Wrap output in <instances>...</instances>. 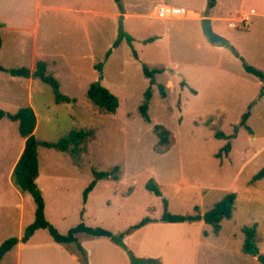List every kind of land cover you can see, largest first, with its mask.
<instances>
[{
    "label": "rangeland",
    "instance_id": "1",
    "mask_svg": "<svg viewBox=\"0 0 264 264\" xmlns=\"http://www.w3.org/2000/svg\"><path fill=\"white\" fill-rule=\"evenodd\" d=\"M144 13L147 16L141 30L133 34L126 32L133 37L132 49L138 58L133 56L125 34L106 60L104 54L110 47H105L107 32L102 33L95 50L88 53L82 34L79 37L76 29L72 32L52 28L53 49L66 55L68 62L80 74L81 83L72 85L69 92L63 85L59 86L60 92L68 96L67 101L55 102L52 87L39 79L28 90L25 83L0 73V110L14 113L31 102L37 121L36 139L55 143L71 131L87 132L77 151L71 155L64 153L65 160L59 166L78 170V179L69 184L70 190H76L81 184L86 187L93 179L94 170L111 171L118 176L117 179L97 180L89 205L87 208L83 205L86 215L81 205L70 203L66 206L65 202L60 210H48V216L55 224L48 221L63 231L58 230L62 234L79 223L119 234L144 217L160 221L164 211L163 199L168 212L188 215L207 211L227 192L234 191L237 195L231 218L221 220L217 233L207 224L199 232L195 256L192 255L194 264H262L241 251L244 238L241 229L256 225L260 237L259 252L264 255V177L251 182L252 177L264 167V80L249 77L252 79L242 81L229 76L228 71L238 74V68L242 70L238 59L230 63L224 61L227 64L224 63L221 69L206 66L193 70L189 64L192 59L197 60L200 53L194 49L196 39L180 42L179 35L172 29L163 38L165 42L154 44V40L144 43L143 38L159 34L158 29L165 23L150 16V12ZM120 23L118 17V25ZM221 24L226 27L225 21ZM209 55L219 58V61L223 59V55L215 51H209ZM99 63L101 70L97 67ZM143 64L149 69L164 66L165 70H170L155 74L147 108L149 122L139 111L144 92L150 86L149 79L143 74ZM175 68L180 71L179 75L174 74ZM101 77L103 86L119 99L115 112L97 106L86 94V83ZM64 81L60 82L63 84ZM160 84L164 87V98L159 94ZM189 87L196 92H191ZM246 111H249L246 124L251 128V134L240 128L234 138L215 135L222 132L229 136L234 128L238 131L241 116ZM155 124L170 132V145L165 152L156 149L162 145H157L158 139L153 131ZM251 136L256 140L251 141ZM21 139L17 122L1 118L0 187L4 191L0 192V200L16 207H2L0 204V243L9 237L22 235L25 226L34 218L35 204L31 195L24 193L21 200L8 182L11 162ZM227 142L232 149L217 155ZM260 147L261 151L255 153ZM38 148L42 163L60 155L54 147L39 145ZM72 163L78 165V169ZM114 166L118 169L114 170ZM149 181L158 184L160 196L146 188ZM59 211H63V216ZM44 232L47 233L46 230ZM152 235L157 234L150 232L149 236ZM187 243L182 247L189 252L191 247ZM184 253L182 251L179 258L174 256L173 262L179 260L178 264H185ZM3 264H12V261L8 257Z\"/></svg>",
    "mask_w": 264,
    "mask_h": 264
},
{
    "label": "crops",
    "instance_id": "2",
    "mask_svg": "<svg viewBox=\"0 0 264 264\" xmlns=\"http://www.w3.org/2000/svg\"><path fill=\"white\" fill-rule=\"evenodd\" d=\"M161 4L181 7L185 10V14L184 16L170 19L159 18L155 15V7ZM250 9H254V14L250 16L249 24L246 28L240 29L228 26L230 21L237 20L242 13L248 12ZM144 12H150V16L162 19L165 22L162 28L158 29L160 33L156 36L143 38L144 43L154 42V40L156 41L154 44L165 42L163 38L172 29L174 33L179 35L180 42H184V40L192 42L194 38L196 39L194 49L200 53L197 60L190 59L191 63L189 66L193 70L206 66L221 69L224 67V63L235 62V59H238L242 65V70L238 68V74L228 71L229 76L237 77L238 80L242 81H246L247 78L252 79L249 77L261 79L246 71L244 63L264 73V0H215L211 8H207V0H120L119 5L115 0H0V66L5 69L24 66L32 73L36 62L43 60L46 63V73L53 76L57 82L59 81V86L63 85L62 87L65 90H71L73 89L72 85L76 84L75 86H77L78 83H81L78 78L80 74L68 62L66 55L60 54L53 49L51 40L52 28L57 30L60 28L68 29L69 31L76 29L75 31L79 34V37L81 33L83 40H85V50L88 53L95 50V44H99V38L102 33L107 32L109 36L106 40L107 35L104 36L105 47L110 46L104 54V58L107 60L111 57L113 49L116 48L113 44L118 37L119 28L124 32V38L132 49L131 42L133 37L126 35V32L133 34L141 30L144 25L143 20L147 16ZM118 17H120L121 21L119 25ZM204 18L210 20V27L214 33L224 37L230 43V48L220 43H211L209 41L202 30V19ZM223 21L226 22V27L221 24ZM192 34L194 36H191ZM128 37L131 38L130 42ZM208 50L223 55V59L221 58V61H219V58L216 59L209 55ZM107 51L110 52L106 57ZM4 54L7 56H4ZM136 56L134 57L138 58L137 53ZM157 69H160V72L156 73V75L170 71L165 70L164 66H160ZM0 73L10 75L3 70H0ZM179 73L178 69L174 71L175 75H179ZM12 77L18 82L25 83L28 86V90L31 89L38 79L33 75ZM61 80H65L63 84L60 82ZM183 80L185 82V79ZM99 81L102 85L104 84L102 77L101 79L99 78ZM65 82L69 83L65 85ZM90 83L86 84L89 86ZM258 83H260V80L257 82V86L259 85ZM154 84L155 75L154 83L150 87L152 88ZM185 85H187L186 82ZM82 86L86 88L85 85ZM159 86L163 85L160 84ZM189 89L193 93L196 92L192 87H189ZM63 95L67 96L66 94ZM28 106L34 110V105L31 102L28 103ZM248 118L249 115L246 122ZM238 126H241L238 127V131L232 132L229 136L224 135V138H234L240 128L246 129L243 125L239 124ZM247 128L250 129L246 130L251 134V128L248 125ZM250 140L255 141L256 138L251 136ZM23 147L24 138L21 139L18 145L8 173L10 188L15 191L21 200L24 199L23 194L25 192H21L15 186H12L11 172ZM231 149L230 144L229 151ZM261 149L262 147L257 149L255 153L261 151ZM59 151L60 155L52 158V161L48 159L42 163L39 148L37 149L38 175L36 184L44 199L45 217L53 224H55L54 221L48 216L50 208L60 210L65 202L66 206L70 203H76L78 207L81 205L82 208L84 205L87 208L96 188L95 184L88 193L85 202L82 200V191L85 187L83 184L79 185L76 190H70L69 184L78 179L79 173L75 169L60 168L61 161L65 160L63 157L64 153H69L70 155L72 153L69 150ZM72 164L73 167L75 165L76 169H78V165ZM3 191L4 188L0 187V192ZM71 193H73V197H71ZM62 195L63 197L60 200L59 197ZM0 202L2 207H5V205L16 207L13 203L7 204V202L5 203L2 200ZM17 206L19 208L22 207L21 204H17ZM83 213L86 215L85 208ZM203 213L200 212L199 214L202 215ZM59 214L63 216V211H59ZM157 220L158 218H152V221L124 235L123 241L127 248L134 256L143 260L141 264H178L179 260L173 262L172 258L174 256L179 258L182 251L185 252V264H194L195 261L192 255L195 256L197 237L206 225L203 219L191 222ZM44 230L46 229H36L26 242L19 241L14 247L4 253L0 264H3V261L8 257L12 264H82V255L75 242H55L48 231L46 230L47 234ZM150 232H155L157 235L150 237ZM138 235V240L135 241ZM20 237L21 235L18 236V238ZM76 238L85 251L88 264H130L126 250L108 237H92L84 233H77ZM187 242H189L191 247L189 252L182 247L188 244ZM152 244L154 245L153 248L150 247ZM145 258H151V260L146 261Z\"/></svg>",
    "mask_w": 264,
    "mask_h": 264
},
{
    "label": "trees",
    "instance_id": "3",
    "mask_svg": "<svg viewBox=\"0 0 264 264\" xmlns=\"http://www.w3.org/2000/svg\"><path fill=\"white\" fill-rule=\"evenodd\" d=\"M117 4H120V0H115ZM215 3V0H207V8H211ZM124 35V32L121 28L118 30V37L114 42L113 46H117L121 37ZM128 41H131V38L128 37ZM0 46H1V36H0ZM110 51H107L106 57L108 56ZM133 55L136 56V52L133 50ZM101 69V64L97 66ZM244 67L246 71L253 73L254 75L264 79V73L250 65L244 63ZM0 70H3L9 73L12 76H23L28 77L33 75L37 77L41 81L48 83L53 90L54 99L56 102L65 101L69 98L63 95L59 91V84L57 80L46 73V63L43 60H38L35 64V69L31 73L27 67H14L5 69L0 66ZM143 74L149 79L150 85L154 83V75L160 72V69L153 68L149 69L145 64L142 65ZM86 94L89 99L96 104L97 106L103 108L108 112H115L119 106L118 97L113 94L108 88L103 86L99 80L93 81L89 84ZM159 94L162 97H165V91L163 86H159ZM151 97V87L149 86L144 92L143 102L139 106V111L143 117V119L147 122L150 121V118L147 113L148 102ZM249 115V111H246L242 114L241 120L239 122L240 125H243L246 129V119ZM3 117H7L11 121H16L18 125V133L24 138V147L22 152L17 159L15 165L13 166L11 172V180L14 186L21 192H25L31 195L34 204V219L31 223L27 224L23 230V233L20 238L18 237H9L3 240L0 243V260L4 253L14 247L19 241L26 242L29 237L34 233L36 229H46L52 239L58 243H70L75 242L77 244L78 250L81 252V261L82 264H88L87 258L84 249L78 243L76 238L77 233H84L88 236L92 237H108L122 248H124L129 256L130 264H141L142 259L137 258L133 255V253L127 248L123 241L124 235L134 231L135 229L143 226L144 224L152 221L149 217L142 218L138 223L132 225L127 230L122 233L114 234L111 231L104 229L102 227H90L86 226L84 223H79L74 227H71L65 234L60 233L45 217L44 214V199L42 197L41 191L36 184V177L38 175V156H37V147L39 145L46 147H54L61 151L69 150L71 153L77 151L80 140L84 138L87 134L86 131L75 132L71 131L67 136L61 138L57 142H47L41 141L35 138L34 130L36 127V114L34 110L30 106H22L18 108L14 113L5 112L0 110V119ZM237 128H234V133ZM153 131L157 136V145L161 146L160 149H156L160 152L167 151L170 143L169 140V131L162 127L161 125L155 124L153 126ZM217 137H224L222 132H216ZM230 149V143L227 142L220 149L217 155H220L221 151H225L226 153ZM114 170H117L118 167L114 166ZM93 179L89 182V184L85 187L82 193V200L85 202L87 198V194L89 191L93 189L97 180L111 177L113 179H117L118 176L113 174L111 171H93ZM264 176V167L261 168L253 177L252 181L260 179ZM146 188L152 191L157 196L161 195V191L159 189L158 184H155L152 181L146 183ZM236 194L234 192H227L221 200L216 202L210 209L205 211L202 215L199 213L181 215V214H172L166 209V201L163 199L164 211L161 214L159 220L165 222H182V221H196L199 219H203L206 224L212 226V230L217 232L220 229V222L222 219H229L232 216V211L234 208ZM197 210V207H194ZM242 232L244 235L243 242L241 245V251L244 254L251 255L256 257L262 264H264V255L259 252L258 242L260 237L257 234L256 225L252 224L251 226H243Z\"/></svg>",
    "mask_w": 264,
    "mask_h": 264
},
{
    "label": "built area",
    "instance_id": "4",
    "mask_svg": "<svg viewBox=\"0 0 264 264\" xmlns=\"http://www.w3.org/2000/svg\"><path fill=\"white\" fill-rule=\"evenodd\" d=\"M155 15L159 18L170 19L174 17L184 16L185 10L178 6L169 4H161L155 7ZM254 14V9H250L248 12L242 13L237 20H232L228 23L231 28L244 29L249 24L250 16ZM238 22V24H236Z\"/></svg>",
    "mask_w": 264,
    "mask_h": 264
},
{
    "label": "water",
    "instance_id": "5",
    "mask_svg": "<svg viewBox=\"0 0 264 264\" xmlns=\"http://www.w3.org/2000/svg\"><path fill=\"white\" fill-rule=\"evenodd\" d=\"M202 30L211 43H220L228 48L231 47L230 43L224 37L212 31L210 27V20L208 18L202 19Z\"/></svg>",
    "mask_w": 264,
    "mask_h": 264
}]
</instances>
